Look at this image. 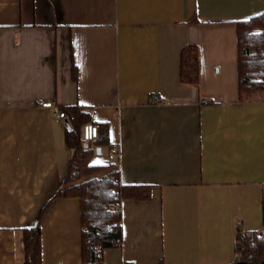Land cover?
Segmentation results:
<instances>
[{"label":"crops","instance_id":"crops-1","mask_svg":"<svg viewBox=\"0 0 264 264\" xmlns=\"http://www.w3.org/2000/svg\"><path fill=\"white\" fill-rule=\"evenodd\" d=\"M262 12L264 0H0V264H24L22 230L51 199L43 264H84L80 200L54 198L67 121L40 102L94 112L114 150L93 164L118 150L122 184L152 187L122 202L123 243L104 264H233L238 222L264 228V91L240 99L236 25ZM187 46L198 84L181 80Z\"/></svg>","mask_w":264,"mask_h":264},{"label":"trees","instance_id":"trees-1","mask_svg":"<svg viewBox=\"0 0 264 264\" xmlns=\"http://www.w3.org/2000/svg\"><path fill=\"white\" fill-rule=\"evenodd\" d=\"M238 35L239 95L244 100L264 91V12L236 23ZM180 76L183 83L200 82V62L195 46L181 53ZM73 77L78 68L73 62ZM67 115L66 145L72 151L63 187L55 197L80 200L82 226V259L84 264H104L103 252L123 243L121 204L124 200L148 201L152 187L122 184L120 171L109 160L106 165L93 164L99 148L114 150L109 126L98 122L100 135L92 147H86L83 127L91 120V112L82 106L61 108ZM53 198V199H54ZM52 199L43 208L39 220L22 230L24 264H43L42 219ZM236 260L233 264H264V237L258 232L237 235Z\"/></svg>","mask_w":264,"mask_h":264},{"label":"built area","instance_id":"built-area-1","mask_svg":"<svg viewBox=\"0 0 264 264\" xmlns=\"http://www.w3.org/2000/svg\"><path fill=\"white\" fill-rule=\"evenodd\" d=\"M152 102L162 103V100L161 98L156 96L152 98ZM39 105L43 109L55 110V112L57 113L60 119L67 121V115L65 111L59 108L54 102H40ZM99 135H100V125L97 123L96 114L94 112H91V120L87 122L83 127L84 141L93 145V142L98 139ZM118 154L119 151L117 150L116 152L110 154L108 159L110 161H113ZM237 225H238V234L245 233L244 231H242L243 222L239 221ZM258 233L260 236L264 237V228L258 231Z\"/></svg>","mask_w":264,"mask_h":264},{"label":"water","instance_id":"water-1","mask_svg":"<svg viewBox=\"0 0 264 264\" xmlns=\"http://www.w3.org/2000/svg\"><path fill=\"white\" fill-rule=\"evenodd\" d=\"M84 145H85L86 147H92V144L87 143V142H85ZM100 151H101V150L99 149L98 152H100Z\"/></svg>","mask_w":264,"mask_h":264}]
</instances>
